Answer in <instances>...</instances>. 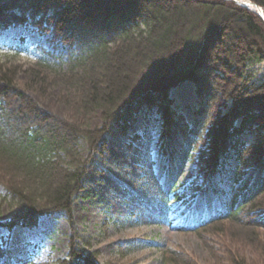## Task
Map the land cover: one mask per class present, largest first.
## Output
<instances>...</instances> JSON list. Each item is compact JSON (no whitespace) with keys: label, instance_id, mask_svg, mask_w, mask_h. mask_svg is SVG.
<instances>
[{"label":"trees","instance_id":"16d2710c","mask_svg":"<svg viewBox=\"0 0 264 264\" xmlns=\"http://www.w3.org/2000/svg\"><path fill=\"white\" fill-rule=\"evenodd\" d=\"M250 1L264 9V0ZM19 26H38L53 51L38 57L40 70L23 85L0 61V185L13 211L0 229H33L58 213L72 233L56 260L35 252L14 260L4 241L0 264H99L76 229L74 205L106 135L116 127L126 133L143 107L156 114L163 155L172 156L175 136L195 137L192 189L197 199L214 195L221 209L193 230L264 229V82L251 71L264 63L257 13L231 0H0V35ZM187 82L213 105L200 133L171 96ZM48 84L64 90L71 117L50 116L28 92ZM96 112L101 121L93 127ZM251 135L252 144L243 141ZM182 184L174 185L177 199L180 187L190 189ZM180 229L189 230L184 223Z\"/></svg>","mask_w":264,"mask_h":264},{"label":"rangeland","instance_id":"374dc122","mask_svg":"<svg viewBox=\"0 0 264 264\" xmlns=\"http://www.w3.org/2000/svg\"><path fill=\"white\" fill-rule=\"evenodd\" d=\"M41 44L49 43L38 26H19L0 35V61L11 64L18 84L30 83V73L40 70L34 67ZM251 71L256 83L264 82V63ZM195 88L187 82L171 96L176 110L200 133L207 128L204 121L213 105L205 94H196ZM28 92L50 116H72V105L60 86L29 87ZM230 108L228 104L223 113ZM89 118L93 127L101 121L99 112ZM155 118L143 107L138 122L126 133L115 126L106 135V148L89 165L85 188L74 205L76 229L91 241L88 252H97L99 264H264V229L239 230L231 224L196 232L179 229L181 222L193 227L221 207L214 195L197 199L202 195L192 189L197 175L189 156L197 152L195 137L175 136L169 147L172 156L163 155ZM254 138L244 136L243 141L252 144ZM182 183L190 189L180 187L183 197L177 199L174 185ZM4 188L0 185V221L13 215ZM71 233L64 214H57L41 218L33 229L17 228L12 233L0 229V242L8 240L12 245L14 260L35 251L40 258L56 260L66 255Z\"/></svg>","mask_w":264,"mask_h":264},{"label":"bare ground","instance_id":"6f19581e","mask_svg":"<svg viewBox=\"0 0 264 264\" xmlns=\"http://www.w3.org/2000/svg\"><path fill=\"white\" fill-rule=\"evenodd\" d=\"M240 1H243L242 3H244V2H245V3H250V2H252V1H250V0H240ZM252 3H253V2H252ZM238 5H240V4H238ZM240 6H242V5H240ZM242 7H244V6H242ZM245 8H247V7H245ZM261 8H262V7H261ZM247 9H249L250 11H253V12H255V13L258 12V13L262 14V13H261V10L258 9L255 5L248 4V8H247ZM262 9H263V8H262ZM254 10H255V11H254ZM263 10H264V9H263ZM258 13H257V14H258ZM263 13H264V11H263ZM258 15H259V14H258ZM259 16H260V15H259ZM260 17H261V16H260ZM263 17H264V16H263ZM261 18H262V17H261ZM262 20H263V18H262ZM7 31H8V30H7ZM7 31H6V32H7ZM3 34H5V33H3ZM40 47H46V48H45L46 50H40ZM36 50H37L36 52H37L38 56H41V54H43V52L45 53V51H51V52H52V51H53V48H52V45L49 46V44H48V46H46V45H44V44H41L40 46L37 47ZM64 53H65V51H64ZM106 145H107V142H106ZM85 179H86V178H85ZM216 179L219 180L220 178L217 177ZM218 180H217V182H218ZM217 182H216V183H217ZM84 188H85V181H84ZM57 214H58V213H56V214H54V215H57ZM74 214H75V212H74ZM36 226H37V225H36ZM36 226H35V227H36ZM35 227H34V228H35ZM2 229H4V228H2ZM16 229H17V228H16ZM18 229H20V228H18ZM25 229H28V228H25ZM5 230L7 231V229H5ZM14 230H15V229H14ZM14 230H13V231H14ZM13 231H9V230H8V233H12ZM4 241L6 242L4 246L9 245V244H8V240H4ZM4 241H3V243H4ZM0 244H1V242H0ZM35 245H36V244H35ZM35 245H34V246H35ZM36 252H38V251H35V253H36ZM38 258H39V259H42V258H40L39 256H38Z\"/></svg>","mask_w":264,"mask_h":264},{"label":"water","instance_id":"95a60500","mask_svg":"<svg viewBox=\"0 0 264 264\" xmlns=\"http://www.w3.org/2000/svg\"><path fill=\"white\" fill-rule=\"evenodd\" d=\"M235 3H237V4H240V5H242V6H244V7H247L248 8V4H252V5H255L258 9H260L261 10V13L262 14H260V13H258L262 18H263V20H264V13H263V9L260 7V6H258L257 4H255V3H252V2H250V3H242L243 1H240V0H233ZM255 11V10H254Z\"/></svg>","mask_w":264,"mask_h":264}]
</instances>
